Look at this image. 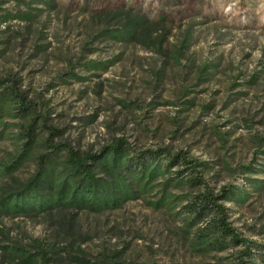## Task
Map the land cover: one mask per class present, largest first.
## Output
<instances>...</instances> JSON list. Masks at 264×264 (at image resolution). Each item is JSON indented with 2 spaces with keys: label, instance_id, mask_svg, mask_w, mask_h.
Listing matches in <instances>:
<instances>
[{
  "label": "rangeland",
  "instance_id": "374dc122",
  "mask_svg": "<svg viewBox=\"0 0 264 264\" xmlns=\"http://www.w3.org/2000/svg\"><path fill=\"white\" fill-rule=\"evenodd\" d=\"M128 18L142 20L135 40H110ZM0 83L40 117L34 145L87 153L121 139L134 153L200 163L202 181L166 190L171 210L147 204L160 197L157 180L113 211L2 216L0 245L33 253L39 244L54 251L51 264H264V0H0ZM21 126L0 119V163L21 151ZM45 152L34 146L0 178V195ZM222 189L235 193L217 202L235 244L211 234L217 215L188 228L181 210ZM0 264L22 263L0 253Z\"/></svg>",
  "mask_w": 264,
  "mask_h": 264
},
{
  "label": "trees",
  "instance_id": "16d2710c",
  "mask_svg": "<svg viewBox=\"0 0 264 264\" xmlns=\"http://www.w3.org/2000/svg\"><path fill=\"white\" fill-rule=\"evenodd\" d=\"M48 6L54 8L51 3ZM141 22V18H128L125 26L107 31L106 35L115 42H132L135 40L133 31ZM90 68L106 70L107 67L104 64L91 63ZM6 115L20 119L25 126L20 127L18 136V139L23 141L21 151L6 165L0 163V178L11 177L31 158L30 151L34 146H41L46 152L35 158L36 168L27 180L10 190L2 191L0 217H25L54 211L91 214L113 211L120 209L127 202L149 195L154 189L153 183L157 180L158 186L161 187L160 197L147 204L154 210H171L174 207L170 206L171 202L164 194L166 190L184 185L196 188L202 184L194 171V167L201 166L200 163L186 161L180 153L171 155L160 150L134 153L121 139L96 152L87 153H78L68 147L52 145L46 139L43 143L34 145L35 138L45 127L42 123L37 124L40 117L29 105L22 104L21 97L12 87L0 90V119ZM174 166L182 168L172 172ZM221 191L222 194L213 197L207 193L184 199L185 204L181 210L187 218L185 226L192 228L213 214L217 215L218 219L211 220V234L222 239L232 236L224 222L225 209L217 202L231 200L235 193L230 189ZM198 236L203 241L204 231H200ZM229 240L232 244L240 242L232 237ZM36 249L30 253L20 247L0 245L2 256L12 258L14 261L19 260L22 264L52 263L51 256L55 254L53 250L44 251L39 244L36 245Z\"/></svg>",
  "mask_w": 264,
  "mask_h": 264
}]
</instances>
